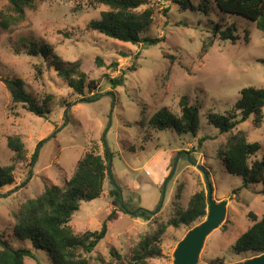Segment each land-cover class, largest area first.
Wrapping results in <instances>:
<instances>
[{"label":"rangeland","instance_id":"1","mask_svg":"<svg viewBox=\"0 0 264 264\" xmlns=\"http://www.w3.org/2000/svg\"><path fill=\"white\" fill-rule=\"evenodd\" d=\"M188 1L193 4L189 10L183 8L182 0H149L144 8L155 7L156 15L148 34L165 40L148 47L90 31L88 23L99 19L105 7L91 5L88 0H34L24 19L7 29L0 26V163L15 166V183L0 187V230L7 236L13 233L15 213L23 203L37 198L46 184L64 188L85 153L93 151L106 159L107 148L112 163L103 194L83 201L71 221L74 231L82 234L100 230L114 212L107 236L89 255L91 264H101L100 257L115 260L110 254L112 248L127 264L143 235L174 217L180 206L187 208L196 192L203 190L208 196V180L215 200H227V212L221 225L207 237L197 264H232L254 256L236 253L234 244L253 224L250 212L258 218L264 215V188L260 183L243 187V178L226 168L221 149L231 144V134H244L249 141L261 144L252 161L262 159L264 120L257 126L251 116L232 132L220 133L207 116L211 111L231 113L245 87L264 88V32L245 16L214 6L207 13L200 11L204 6L199 2L204 0ZM205 2L209 8L214 4L212 0ZM10 13L9 0H0V20ZM223 20L238 25L240 40L236 43L214 37L213 25ZM44 42L67 64L79 62L78 72L86 73L87 83L93 81L98 86L94 92L101 96L83 101L84 96L75 93L43 57L30 55L31 43ZM97 56L105 61L103 68L96 66ZM112 61H118L116 68L109 67ZM132 64L136 71L128 70ZM124 70V84L113 88L108 79ZM11 77L23 79L27 92L44 104L43 116L30 112L23 103L13 102L2 81ZM184 96L199 108L195 134L146 127L144 122L164 106L180 116ZM10 135L21 136L26 145L25 159L20 162L14 160L7 145ZM203 137L210 138L200 144ZM46 138L32 163L38 144ZM177 157L162 208L150 213L148 219L137 217L132 212L138 208L158 210L163 184ZM30 170L32 179L26 185ZM110 176L117 181L127 213L110 193L114 188ZM181 185L183 192L178 200L177 188ZM205 219L169 226L162 236V253L149 259V264H174L173 253L179 242ZM11 239L16 246L32 247L29 239ZM35 255L36 259L26 258L25 264H53L45 250H37Z\"/></svg>","mask_w":264,"mask_h":264},{"label":"trees","instance_id":"2","mask_svg":"<svg viewBox=\"0 0 264 264\" xmlns=\"http://www.w3.org/2000/svg\"><path fill=\"white\" fill-rule=\"evenodd\" d=\"M91 5L103 6L99 19L88 23L90 31H96L107 38L117 39L132 44H143L144 47L157 45L165 40L164 37H153L148 33L153 25L156 15L155 7L148 6L149 0H88ZM214 4L209 8L204 1L199 2L204 6L200 11L210 12L213 6L219 11L230 14L242 15L256 22L257 29L264 32V0H212ZM183 8L189 10L192 5L188 0H182ZM205 3H210L209 1ZM34 0H9V8L13 14H4L0 20V26L7 29L12 23H17L25 18L26 10L33 8ZM195 7V6H194ZM185 10V9H184ZM185 10V11H187ZM168 9L165 10V15ZM215 22L213 25L214 37L221 41L236 43L240 40L239 28L235 22ZM30 55L43 57L54 67L75 93L84 96L83 101L90 102L98 99L101 93L94 92L98 89L93 81L87 83L85 72L79 71L80 64L66 63L48 43L39 45L31 43ZM127 56V54H125ZM264 62V60H263ZM98 68H103L106 63L101 56L95 58ZM118 61H112L109 67L116 68ZM132 64L129 71H136ZM126 70L122 74L109 78L113 88L122 86L125 81ZM2 81L10 90L13 102L27 105L30 112L43 116L44 104L27 92L25 82L18 77L2 78ZM89 92V95L86 93ZM181 115L173 113L168 107L158 109L144 122L146 127L153 130L174 129L177 133L195 134L199 128V108L189 103L184 96L180 101ZM264 88L248 86L240 91V98L231 113H208V121L219 128L220 133L232 132L240 123L254 116V123L260 126L264 120ZM239 112V113H236ZM58 131L55 129L54 133ZM210 137H203L200 144ZM46 139L41 140L36 152L32 155V163L37 156V151ZM231 144H226L221 149L222 159L230 173L240 175L243 178V187L249 188L255 183H260L264 188V157L252 161L261 144L249 141L244 134H231ZM7 145L14 153L15 161L25 159L26 145L21 136H8ZM106 159L93 151L85 153L75 166L72 178L65 187L55 184H46L43 192L37 197L27 200L15 213V225L13 233L9 236L0 230V264H25L26 258L36 259L35 251L45 250L53 261V264H91L89 255L100 242L107 236L108 222L114 212L103 221L100 230H87L82 234L74 231L71 221L74 214L80 210L83 201L97 199L103 194L105 178L109 175L111 153L105 148ZM252 161V162H251ZM112 163V162H111ZM32 165V164H31ZM14 165L0 163V187L15 183ZM32 170L26 177L25 184L32 179ZM114 177V176H113ZM114 186L110 190L120 202L121 209L127 213L125 205L120 198V190L115 178L110 176ZM183 192V186L177 188V199ZM209 207L208 196L205 191H198L191 196L187 208L179 207L174 217L166 222H161L156 231L147 232L132 250V255L127 264H149V259L162 253L161 241L169 226L178 227L181 224L190 225L207 216ZM130 212V211H129ZM137 217L150 218L151 214L145 209L138 208L132 212ZM249 217L253 224L244 231L234 244L236 253H253L254 256L264 253V215L258 218L250 212ZM12 237L18 241L29 239L32 247L15 245ZM111 255L115 260L105 261L100 257L101 264H126L121 259V254L116 249H111ZM253 257V256H252Z\"/></svg>","mask_w":264,"mask_h":264},{"label":"water","instance_id":"3","mask_svg":"<svg viewBox=\"0 0 264 264\" xmlns=\"http://www.w3.org/2000/svg\"><path fill=\"white\" fill-rule=\"evenodd\" d=\"M178 157L175 159L173 168L169 176L166 178L162 189V202L157 211H150L145 209L151 214H156L163 206V200L165 197L166 187L170 181L172 175L177 168ZM111 168V159L109 163V170ZM208 202L209 210L206 219L186 234V236L179 242L175 251L174 264H197L201 250L206 242L207 237L217 229L223 222L227 212V200L217 201L213 196V187L208 180ZM144 209V208H142ZM232 264H264V253L248 258L244 261L232 263Z\"/></svg>","mask_w":264,"mask_h":264}]
</instances>
